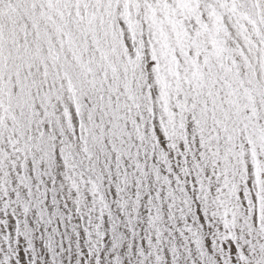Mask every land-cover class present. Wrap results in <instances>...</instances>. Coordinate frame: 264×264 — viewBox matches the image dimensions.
Segmentation results:
<instances>
[{
  "label": "snow or ice",
  "instance_id": "snow-or-ice-1",
  "mask_svg": "<svg viewBox=\"0 0 264 264\" xmlns=\"http://www.w3.org/2000/svg\"><path fill=\"white\" fill-rule=\"evenodd\" d=\"M0 264H264V0H0Z\"/></svg>",
  "mask_w": 264,
  "mask_h": 264
}]
</instances>
